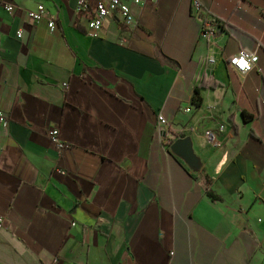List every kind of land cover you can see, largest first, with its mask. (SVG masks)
Segmentation results:
<instances>
[{"label":"crops","instance_id":"0c3cea01","mask_svg":"<svg viewBox=\"0 0 264 264\" xmlns=\"http://www.w3.org/2000/svg\"><path fill=\"white\" fill-rule=\"evenodd\" d=\"M10 1L0 264H264V0H123L134 24L99 34L79 0ZM41 4L55 31L28 20ZM241 50L259 56L246 75L229 65ZM189 136L201 174L168 147Z\"/></svg>","mask_w":264,"mask_h":264},{"label":"built area","instance_id":"2783aa9c","mask_svg":"<svg viewBox=\"0 0 264 264\" xmlns=\"http://www.w3.org/2000/svg\"><path fill=\"white\" fill-rule=\"evenodd\" d=\"M146 1L148 0H132V3L134 5H141L144 4ZM151 1H156V0H151ZM0 8H4L9 13H13L15 11V6L10 0H0ZM200 9L201 6L195 2L194 10L198 13ZM77 12L79 14L87 16L88 29L91 33H95V34H99L101 31H103L106 22L113 18H119L126 26H131L135 22L131 4L123 0H79L77 5ZM26 15L31 23H40L42 21L47 20L51 31H55L56 19L54 18L48 19V12L43 4L38 5V7L35 10H29ZM208 34H211V32L206 31L205 36H208ZM22 36H23L22 30H19L17 32V37L21 39ZM242 51H247V50H241L238 54L232 56L229 60V65L235 72L241 75H246L255 69V66L259 62V56L254 52L248 51L250 54L251 53L256 54L258 59L250 72H244L241 69H239L235 64L232 63L233 57L238 56ZM187 111L189 112L190 109H187ZM7 122L8 121L5 115L2 112H0V123H7ZM169 127H170L169 121L162 114H159L158 128L161 131V133L164 134L166 133L167 135H170ZM224 129H225L224 125L220 126V131H223ZM48 135L55 143V145L58 147L59 150H63L66 147L65 143L60 139L58 129H54L50 131ZM205 138L212 145L216 147L221 146V142L218 140L217 135L215 133L211 131H207L205 133ZM3 223H4L3 218L0 216V228L3 227Z\"/></svg>","mask_w":264,"mask_h":264},{"label":"water","instance_id":"95a60500","mask_svg":"<svg viewBox=\"0 0 264 264\" xmlns=\"http://www.w3.org/2000/svg\"><path fill=\"white\" fill-rule=\"evenodd\" d=\"M167 134L165 133V136ZM170 151L182 159L184 163L196 174L203 171L202 158L196 153L192 137L177 139L170 147Z\"/></svg>","mask_w":264,"mask_h":264},{"label":"clouds","instance_id":"9594fccd","mask_svg":"<svg viewBox=\"0 0 264 264\" xmlns=\"http://www.w3.org/2000/svg\"><path fill=\"white\" fill-rule=\"evenodd\" d=\"M258 57L254 53L242 51L238 56L233 57L232 63L244 72H250L255 65Z\"/></svg>","mask_w":264,"mask_h":264},{"label":"trees","instance_id":"16d2710c","mask_svg":"<svg viewBox=\"0 0 264 264\" xmlns=\"http://www.w3.org/2000/svg\"><path fill=\"white\" fill-rule=\"evenodd\" d=\"M202 82H203V79H202ZM206 88V85L201 83L197 86L196 88V91H195V95L193 97V103L194 105L196 106H200L201 103H202V97H201V90L202 89H205ZM183 137V136H182ZM177 139H179V137H176ZM176 141V139H170V141L168 142V147L170 148L171 145ZM207 181L209 182V180L207 179ZM208 197L213 199V200H220L218 197H216V195L208 192Z\"/></svg>","mask_w":264,"mask_h":264}]
</instances>
